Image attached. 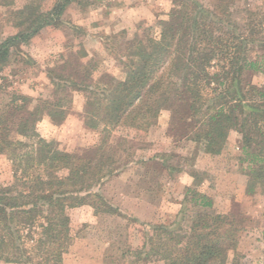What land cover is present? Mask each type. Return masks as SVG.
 <instances>
[{"label":"trees","instance_id":"obj_1","mask_svg":"<svg viewBox=\"0 0 264 264\" xmlns=\"http://www.w3.org/2000/svg\"><path fill=\"white\" fill-rule=\"evenodd\" d=\"M70 1L56 0L42 10L32 0L13 10L16 31L0 37V71L12 55L32 62L22 45L59 23ZM171 4L157 22V35L154 26H139L141 32L124 35L122 46L116 42L119 78L104 73L93 79L91 64L81 68L67 59L48 69L50 98L29 109L28 96L18 95L0 109V155L9 160L12 175L8 184L0 183V261L61 264L71 239L68 208L89 204L94 212L119 213L91 190L117 170L106 138L76 153L36 130L43 115L55 123L65 118L73 90L84 93L85 126L100 128L105 136L118 127L146 132L162 110L169 113L171 131L208 156L221 155L229 135L238 133L241 160L248 164L245 192L264 195V84L251 79L264 75V11L234 12L235 0H215L210 7L199 0ZM191 175L198 179L196 172ZM198 184L185 188L172 220L149 224L136 257L161 264H226L242 227L215 212L211 196Z\"/></svg>","mask_w":264,"mask_h":264},{"label":"rangeland","instance_id":"obj_2","mask_svg":"<svg viewBox=\"0 0 264 264\" xmlns=\"http://www.w3.org/2000/svg\"><path fill=\"white\" fill-rule=\"evenodd\" d=\"M30 1L0 0V37L15 33L12 12ZM33 1L46 10L56 0ZM199 1L208 7L215 2ZM171 6V0H71L59 23L42 28L22 45L32 62L25 64L12 55L0 71V109L9 108L18 95L28 96L29 109L50 98L53 85L48 69L67 59L81 68L91 64L93 79L104 73L119 78L116 42L122 46L124 35L130 38L141 32L139 26H154L157 35V22L166 17ZM241 7L264 11V0H235L234 12ZM251 79L257 85L264 84L262 73L253 74ZM84 102V93L73 90L65 118L55 123L43 115L36 130L60 148L76 153H85L106 138L105 146L115 157L117 170L91 190L119 213L94 212L89 204L68 208L71 239L61 264H161L138 258L135 252L143 247L149 224L172 220L183 203L185 188L197 180L198 189L211 196L212 209L237 220L242 227L226 264H264V195L245 192L248 164L241 160L238 133L229 135L221 155L208 156L171 131L169 113L162 110L146 132L118 127L105 136L100 128L85 126ZM11 179L10 162L0 155V183L8 184Z\"/></svg>","mask_w":264,"mask_h":264}]
</instances>
